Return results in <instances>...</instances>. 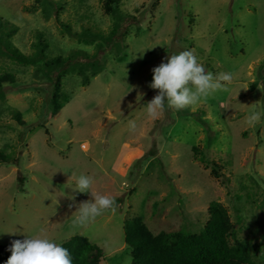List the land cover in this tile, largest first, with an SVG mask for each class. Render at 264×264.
I'll list each match as a JSON object with an SVG mask.
<instances>
[{"label": "rangeland", "instance_id": "374dc122", "mask_svg": "<svg viewBox=\"0 0 264 264\" xmlns=\"http://www.w3.org/2000/svg\"><path fill=\"white\" fill-rule=\"evenodd\" d=\"M108 1L0 0V17L28 56L39 40L49 58L94 56L99 42L71 36L62 23L109 34L118 19ZM120 10L137 18L124 26L128 48L120 56L106 50L89 85L79 69L66 73L71 99L57 117L43 63L20 64L0 46V74L19 80L0 97V150L12 160L0 163V245L43 228L60 244L87 238L103 251L100 264H131L126 220L143 217L155 235L199 234L217 202L264 264V0H121ZM184 50L214 76L232 72L228 90L148 118L146 103L159 91L149 87L152 69ZM254 113L259 119L249 123ZM80 173L115 200L114 210L85 224L74 222L76 206L91 199L72 188Z\"/></svg>", "mask_w": 264, "mask_h": 264}, {"label": "trees", "instance_id": "16d2710c", "mask_svg": "<svg viewBox=\"0 0 264 264\" xmlns=\"http://www.w3.org/2000/svg\"><path fill=\"white\" fill-rule=\"evenodd\" d=\"M120 3L121 0H109L105 5L106 11L118 19L116 27L109 34L93 32L91 29H85L81 34L75 33L70 26L62 23L71 36L87 43L90 39L99 42L98 52L94 56L78 51L68 58H49L46 54L48 45L42 40L35 45V55L28 56L12 43L17 29H8L0 17V46L3 53L23 65L35 66L43 63V69L53 85V117L60 115L71 99L63 89V76L66 73L75 68L79 69L84 84L89 85L91 78L88 73L92 71L93 77L99 74L103 67L102 55L106 50L114 51L120 56L128 48L125 44L128 34L124 26H127L131 19L136 21L137 18L131 15L125 17L120 10ZM18 82L17 76L13 74H0V97L6 96L5 87L16 85ZM16 119L18 123L25 125L21 116H16ZM11 162V158L0 150V163ZM213 173L219 175L215 169ZM208 214L210 218L199 234L161 232L155 235L143 217L126 220V243L134 254L131 264H258L254 260L251 246L238 239L228 210L222 204L213 202L208 208ZM10 245H0V264H6L11 256L8 251ZM62 246L69 250L73 264H100L102 261L103 251L83 236L73 237L63 242Z\"/></svg>", "mask_w": 264, "mask_h": 264}, {"label": "clouds", "instance_id": "9594fccd", "mask_svg": "<svg viewBox=\"0 0 264 264\" xmlns=\"http://www.w3.org/2000/svg\"><path fill=\"white\" fill-rule=\"evenodd\" d=\"M152 72L153 79L149 87L159 91L146 103V115L151 119L157 118L166 106L180 111L207 100L218 91H227L233 80L232 72H221L215 76L207 72L191 50L171 54ZM258 119L259 115L255 113L248 117L249 123ZM128 126L130 132L137 131L136 121H129ZM93 183L94 179L90 175L80 173L76 176L72 188L77 193L90 194L91 199L76 206L75 223L85 224L107 210H114V198L94 191ZM72 200L70 209L76 204L75 197ZM8 251L11 256L6 264H73L69 250L49 238L43 228L27 234L23 240H13Z\"/></svg>", "mask_w": 264, "mask_h": 264}]
</instances>
